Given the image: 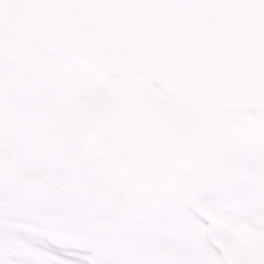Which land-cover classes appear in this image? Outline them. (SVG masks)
Wrapping results in <instances>:
<instances>
[{
	"label": "snow or ice",
	"instance_id": "1",
	"mask_svg": "<svg viewBox=\"0 0 264 264\" xmlns=\"http://www.w3.org/2000/svg\"><path fill=\"white\" fill-rule=\"evenodd\" d=\"M182 8L259 11L264 0H0V264H264V148L205 179L194 160L205 145L170 107L162 119L122 109L81 124L49 78L89 87L88 68H109L90 14ZM257 60L259 100L264 51ZM37 101L57 106L51 120L31 118ZM176 101L197 119L213 98L193 83ZM249 164L245 182L237 168ZM204 207L260 242L228 258L202 251Z\"/></svg>",
	"mask_w": 264,
	"mask_h": 264
},
{
	"label": "water",
	"instance_id": "2",
	"mask_svg": "<svg viewBox=\"0 0 264 264\" xmlns=\"http://www.w3.org/2000/svg\"><path fill=\"white\" fill-rule=\"evenodd\" d=\"M89 19L98 28L97 39L110 46V66L87 70L99 74L111 99L92 101L84 123L98 115H119L122 109L162 119L160 108L170 107L179 126L194 131L204 144L201 129L180 118L184 105L176 101V91L193 83L213 98L200 106L264 110V96L256 99L264 10H135L90 14ZM149 80L165 88L172 100L157 95Z\"/></svg>",
	"mask_w": 264,
	"mask_h": 264
},
{
	"label": "rangeland",
	"instance_id": "3",
	"mask_svg": "<svg viewBox=\"0 0 264 264\" xmlns=\"http://www.w3.org/2000/svg\"><path fill=\"white\" fill-rule=\"evenodd\" d=\"M87 75L90 80L89 87L60 84L55 74L49 76L64 109L72 119L81 124L84 110L91 100L109 98V93L99 77L89 71ZM56 107L37 101L31 118L34 121L51 120ZM198 110L200 116L197 119H192L186 114V107H183L180 113L184 120L196 124L203 130L205 151L195 160L198 164L204 165L200 169L203 178L210 179L211 170L234 167L238 160L249 159L256 149L264 148V111L245 112L217 107H198ZM237 171L245 182L254 178V168L251 164L246 168H237ZM199 210L208 213L214 221L211 229H200L195 234V243L202 251H207L208 244L214 240L228 258V253L238 248H254L260 242V234L251 228L225 222L210 207Z\"/></svg>",
	"mask_w": 264,
	"mask_h": 264
}]
</instances>
